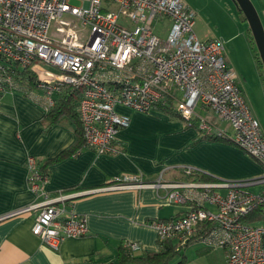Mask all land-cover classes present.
Segmentation results:
<instances>
[{
	"label": "built area",
	"instance_id": "1",
	"mask_svg": "<svg viewBox=\"0 0 264 264\" xmlns=\"http://www.w3.org/2000/svg\"><path fill=\"white\" fill-rule=\"evenodd\" d=\"M78 1L0 0V96L22 94L46 112L69 87L82 148L99 154L117 153L116 133L129 125L117 106L149 112L169 105L184 120L195 119L202 134L228 138L259 163L260 172L204 180L194 176L196 168L181 166L183 178L169 180L164 167L154 180L120 174L95 188L50 193L43 188L39 159L29 155L26 184L34 201L0 214V220L34 212L31 232L56 249L64 238L87 233L85 216L71 206L74 198L149 187L162 191L167 204L186 207L150 222L158 241L219 248L223 259L215 264H264V135L225 59L224 41L197 37L196 12L185 0ZM162 20L168 23L160 36L153 23ZM197 107L212 111L232 133L215 127ZM122 247L140 249L132 241Z\"/></svg>",
	"mask_w": 264,
	"mask_h": 264
},
{
	"label": "crops",
	"instance_id": "2",
	"mask_svg": "<svg viewBox=\"0 0 264 264\" xmlns=\"http://www.w3.org/2000/svg\"><path fill=\"white\" fill-rule=\"evenodd\" d=\"M254 2L264 27V0ZM195 33L201 40L209 39L203 30ZM236 83L245 99L237 73ZM168 109L172 115L157 109L149 113L117 106L116 110L130 119L129 125L116 133L119 151L99 154L82 148L75 156L52 162L43 188L50 193L95 188L120 174H141L146 180H154L164 167L167 169L163 177L169 180L183 178L181 166H192L225 180L249 178L260 172L259 163L233 143L197 140V128L187 125L171 106ZM44 114L39 105L22 94L0 96V214L34 201L26 184L29 155L48 160L75 143L73 124L62 121L46 126ZM203 116L215 127L232 133L228 123L218 122L213 114ZM162 194L147 187L97 191L74 198L71 206L85 216L87 233L64 238L56 249L43 244L31 232L34 212L3 218L0 264H119L117 253L124 241L139 244L140 249L132 252L134 255L156 251L158 238L150 222L186 209L181 205L169 206Z\"/></svg>",
	"mask_w": 264,
	"mask_h": 264
},
{
	"label": "rangeland",
	"instance_id": "3",
	"mask_svg": "<svg viewBox=\"0 0 264 264\" xmlns=\"http://www.w3.org/2000/svg\"><path fill=\"white\" fill-rule=\"evenodd\" d=\"M185 2L196 12L195 32L203 30L208 34V38H219L224 41L225 59L235 69L243 87L245 99L252 107L260 128L264 132V89L255 60V53L258 54V52L256 46L255 51L247 39L246 21L242 20L232 0H185ZM251 2L255 6L254 0ZM71 3L78 4L79 1L71 0ZM167 23V20L154 22V32L163 36ZM196 111L201 115L213 114L210 110H202L198 107ZM216 119L220 122L217 117ZM222 259L221 249H211L200 241H191L175 253L168 264L179 262L180 264H215Z\"/></svg>",
	"mask_w": 264,
	"mask_h": 264
},
{
	"label": "trees",
	"instance_id": "4",
	"mask_svg": "<svg viewBox=\"0 0 264 264\" xmlns=\"http://www.w3.org/2000/svg\"><path fill=\"white\" fill-rule=\"evenodd\" d=\"M239 13L242 17V20L246 21L243 14L240 11ZM247 39L249 41L250 46L255 49V43H254V40L251 36L249 29H247ZM255 60H256V66L260 70L259 75H260V78L263 84V89H264L263 66H262V63L257 53H255ZM168 108H169V105H163V104L156 105L154 107V109L161 110L163 112H166L172 115L173 113ZM44 113L45 114L43 117V121L45 122L46 126H49L56 122H62V121L68 122L74 125L75 134H76L75 143L71 147L62 150L54 158L43 160V161H41L40 159L38 160L39 173L43 178L47 180L49 177L48 165L52 162L59 161L65 157L75 156L82 149L83 141H82V136H81V128H80V123L78 119V113L76 109V102L73 98V92L69 87L62 89L59 95H57L54 106H52L48 111ZM176 115L179 116L177 113ZM179 117L183 119L181 116ZM186 124L194 125L197 128V130L199 131V137H197V140L208 139V140H218V141H223L227 143H232L228 138L216 135L215 133H210L208 135L202 134L201 131L198 129L197 121L196 122L186 121ZM192 173L194 174V176L196 175V177H199L200 179H204V180H209L213 178L207 174H204L198 171L192 172ZM251 219L254 220V217ZM182 247L178 248L176 245V242H174L173 240L158 241V249L156 251H146L142 254L134 255L132 254V252H129L127 249H124L122 246H120L118 249V253H117V260L119 264H126V263H130V264H168L170 259L173 257V255L175 253H178ZM180 263L181 262H179L178 264ZM108 264H113V263H108Z\"/></svg>",
	"mask_w": 264,
	"mask_h": 264
},
{
	"label": "water",
	"instance_id": "5",
	"mask_svg": "<svg viewBox=\"0 0 264 264\" xmlns=\"http://www.w3.org/2000/svg\"><path fill=\"white\" fill-rule=\"evenodd\" d=\"M232 1L246 20L248 29L255 43L258 56L264 68V27L260 16L251 0Z\"/></svg>",
	"mask_w": 264,
	"mask_h": 264
}]
</instances>
